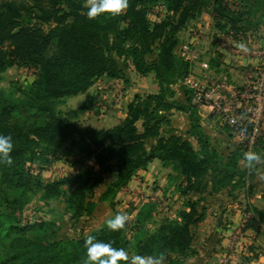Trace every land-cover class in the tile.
I'll list each match as a JSON object with an SVG mask.
<instances>
[{
	"label": "trees",
	"instance_id": "1",
	"mask_svg": "<svg viewBox=\"0 0 264 264\" xmlns=\"http://www.w3.org/2000/svg\"><path fill=\"white\" fill-rule=\"evenodd\" d=\"M214 1L212 12L217 29L244 35L264 24V0H254V7L249 9H232L224 0ZM204 2L128 0L127 9L121 14L104 13L90 20L84 14L82 0H0V73L11 66H33L38 71L36 79L22 91L21 100L0 92V134L11 135L14 145L9 153L11 164L0 162V207L12 206L20 211L23 191L32 193L28 165L37 156L49 154L65 161L92 158L101 175L114 173L115 180L100 197L102 201H109L139 169L158 159L180 174L184 182L180 194L190 197L185 203L187 210L178 214L179 220L163 219L149 232L146 224L153 222L154 207L148 204L140 209L130 229V239L125 236L127 223L118 231H111L104 224L91 235L111 242L114 248H123L129 256L162 254L167 264H179L170 258L171 254H191L192 227L202 217L197 211L202 199L191 197L204 190L217 193L242 178L237 161L244 160V153L248 152L239 143L223 163L199 129L190 93L187 106L170 99V86L190 72L188 62L175 54L177 34L200 16ZM159 3L165 5L169 14L161 22L152 23L148 10ZM257 13L259 17L254 21L253 14ZM150 54H156L157 59L147 61ZM129 68L139 75L152 73L160 92L136 97L128 104L121 124L105 130L82 128L72 121L77 113L56 110L65 99L85 93L99 78H124ZM172 109L189 114L190 133L198 141V151L183 137L163 130L168 124L166 113ZM19 113L25 114L23 123L14 120V114ZM148 140L153 141L149 148ZM254 151L264 156V139ZM94 171L79 170L48 184L32 180L42 200H61L64 212L79 221L91 216L96 207L92 194L101 177L96 178ZM258 222L264 223V209L248 225ZM34 227L38 232L42 229V225L11 227L9 232L0 233V264H58L64 257L71 264L85 262L86 237L53 244L46 242Z\"/></svg>",
	"mask_w": 264,
	"mask_h": 264
},
{
	"label": "crops",
	"instance_id": "2",
	"mask_svg": "<svg viewBox=\"0 0 264 264\" xmlns=\"http://www.w3.org/2000/svg\"><path fill=\"white\" fill-rule=\"evenodd\" d=\"M242 34L217 29L214 17L210 15H200L190 21L177 34L178 44L175 48V54L188 62L190 72L170 86L171 101L187 106L190 92L187 78L196 81L213 77L244 86L248 77L261 64L252 50L255 47L264 48V24L255 31ZM146 59L155 61L157 55L150 54ZM102 85H106V88ZM159 92L160 88L152 73L139 75L133 68H129L124 78H99L85 93L74 96L75 101L71 103H76V109L84 107L77 119L80 124L91 129L105 130L124 121L127 106L136 97L156 95ZM101 108L104 113L99 116ZM71 109L75 110L73 107ZM166 116L168 124L163 130H171L172 135L183 137L198 151V141L190 133L192 121L189 114L172 109ZM196 120L210 148L226 163L228 156L238 146V140L217 119L211 117L207 107L196 110ZM137 127L141 131L140 123ZM152 144L153 141L148 140L147 148ZM85 161L95 169L94 172L100 173L97 178L101 177V182L92 194L96 205L93 214L79 220L86 234L101 228L108 218L117 213L126 215L128 222L135 223L140 209L148 204L154 207V219L159 220V223L163 219L179 220V212L187 210L185 203L190 197L180 194L184 182L173 166H165L160 160L153 159L146 168L139 169L114 197L102 201L100 197L115 180L114 173L101 175L92 158ZM237 165L244 176L233 182V185L217 193L204 190L200 195L191 197L194 200L202 199L197 210L202 216L201 220L192 227V251L185 257L171 254L172 260L179 261V264H264V223L244 227L242 238L233 244L236 239L233 234L242 226L243 215L248 211L255 215L264 209V160L254 163L253 167H247L245 161L239 159ZM125 236L130 239L132 231L127 229ZM167 262V258H164L163 264Z\"/></svg>",
	"mask_w": 264,
	"mask_h": 264
},
{
	"label": "rangeland",
	"instance_id": "3",
	"mask_svg": "<svg viewBox=\"0 0 264 264\" xmlns=\"http://www.w3.org/2000/svg\"><path fill=\"white\" fill-rule=\"evenodd\" d=\"M262 1L263 0H261V2ZM214 2V0H205L200 15H210L211 18L214 17L215 20V15L212 12ZM85 4L86 0H82V5L84 7ZM224 4L229 5V7L232 9L239 8V6H246L249 9L254 7V0H244L243 3H238V0H224ZM260 13L253 14L254 21L259 17ZM168 14L169 13L167 12L165 5L163 3H159L150 7L148 10V19L152 23L161 22L168 16ZM23 21L26 23L27 19L24 18ZM254 49L257 48L255 47ZM37 73V68L33 66L9 67L4 72L0 73V92L6 93L7 96L12 97L15 100H21L22 91H24V89L36 79ZM102 87L106 88V85H102ZM75 98L76 97H69L65 99L64 103H66H63V105L58 104L56 106V110L61 111L64 114L70 112L71 114L77 113V118L73 119L72 121L79 127L88 128L77 121L84 107L80 106L78 109H76L77 107H74L76 103H71L75 101ZM68 102L70 103L68 104ZM71 107H73L75 110H72ZM102 114L103 111L101 108L98 111V115L100 116ZM68 117L70 118L71 116ZM24 119L25 114H14V120L16 122L23 123ZM42 159L46 161L44 162ZM28 166L30 176L32 177L30 183L33 188L32 193L23 191L25 194H23L21 200L24 202V204L22 205L20 211L14 210L12 206L8 208L5 206L0 207V233L9 232L11 227L28 228L33 227L34 225H42L40 232L37 231V227H34L33 230H35L46 242H51L53 244H58L60 241L74 242L87 237L90 233L86 234L87 232H84L81 228L82 223H80V221L72 220L71 215L64 212V205L61 200L54 199L52 201H46L40 198L41 193L36 191L34 181L32 179L38 180L42 184H48L49 182L66 178L67 176L74 174L76 171H84L92 167H90L85 159L72 158L65 161L58 160L49 154L45 157H35L32 163ZM98 175H100V173L98 174L94 172V176L96 178ZM34 191L36 193H33ZM17 192V194H21L22 191ZM152 215L154 217V211H152ZM126 222L127 227H129L127 228L128 230L134 226V223L128 221ZM154 223L157 224L154 225ZM158 224L159 220L155 221V219H153V222H147L146 229L149 232H152L155 230ZM233 236L234 239L236 238L233 242L234 244L235 242H238L240 238H242V232L238 231L237 228L236 233L234 232ZM1 253L2 248H0V259L2 256ZM83 262L84 261H80L76 264H85V262ZM58 264H71V262L64 257L58 262Z\"/></svg>",
	"mask_w": 264,
	"mask_h": 264
},
{
	"label": "built area",
	"instance_id": "4",
	"mask_svg": "<svg viewBox=\"0 0 264 264\" xmlns=\"http://www.w3.org/2000/svg\"><path fill=\"white\" fill-rule=\"evenodd\" d=\"M184 48L189 53L188 47ZM256 48L252 54L261 60V64L244 86L213 77L196 81L186 79L191 105L196 110L207 107L212 118L228 127L232 136L248 151H254L257 143L264 139V48ZM102 111L104 113V109ZM253 217L252 212H246L238 231L243 233Z\"/></svg>",
	"mask_w": 264,
	"mask_h": 264
},
{
	"label": "clouds",
	"instance_id": "5",
	"mask_svg": "<svg viewBox=\"0 0 264 264\" xmlns=\"http://www.w3.org/2000/svg\"><path fill=\"white\" fill-rule=\"evenodd\" d=\"M128 7V0H86L84 13L88 19H95L101 14L108 13L112 16L121 14ZM14 145L11 135L0 134V162L11 164V156ZM264 160V156L255 151L244 153V161L247 167H253L254 163ZM128 217L117 213L105 221L107 228L118 231L124 228ZM86 250L85 264H163L164 256L158 255H133L129 256L123 248H114L111 242H103L94 235H88L84 240Z\"/></svg>",
	"mask_w": 264,
	"mask_h": 264
}]
</instances>
